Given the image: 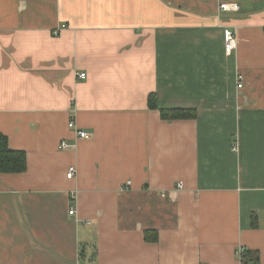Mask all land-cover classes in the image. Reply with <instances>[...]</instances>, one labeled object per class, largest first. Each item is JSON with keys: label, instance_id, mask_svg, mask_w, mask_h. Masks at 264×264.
Returning a JSON list of instances; mask_svg holds the SVG:
<instances>
[{"label": "crops", "instance_id": "1", "mask_svg": "<svg viewBox=\"0 0 264 264\" xmlns=\"http://www.w3.org/2000/svg\"><path fill=\"white\" fill-rule=\"evenodd\" d=\"M0 134V264H264V0H0Z\"/></svg>", "mask_w": 264, "mask_h": 264}, {"label": "trees", "instance_id": "2", "mask_svg": "<svg viewBox=\"0 0 264 264\" xmlns=\"http://www.w3.org/2000/svg\"><path fill=\"white\" fill-rule=\"evenodd\" d=\"M152 98L153 96L150 97V107L155 108L156 106ZM161 115L163 119L167 120L194 119L196 112L187 110H162ZM27 169L26 153L11 149L8 138L0 134V174H22ZM240 262L241 264H257L258 257L256 253H252L246 249L240 258Z\"/></svg>", "mask_w": 264, "mask_h": 264}, {"label": "built area", "instance_id": "3", "mask_svg": "<svg viewBox=\"0 0 264 264\" xmlns=\"http://www.w3.org/2000/svg\"><path fill=\"white\" fill-rule=\"evenodd\" d=\"M220 9L224 11H237L238 10V5H230V4H221ZM63 29L66 28V26L62 27ZM57 34V32L55 33ZM224 38H225V51L226 54H231L236 48H237V42L236 38L234 36V33L231 30H225L224 32ZM81 79H86V74L81 73L79 76ZM243 84L241 83L238 88L242 89ZM69 128L70 129H75V123L73 121H70L69 123ZM78 135L80 139H89L90 135L84 131H78ZM65 145V144H64ZM76 175V169L74 167H71L68 170L67 173V178L72 179ZM179 189L183 188L182 184L178 185ZM74 211L72 210L70 212V215H73ZM246 251L245 248H242V250L239 252L241 255Z\"/></svg>", "mask_w": 264, "mask_h": 264}, {"label": "bare ground", "instance_id": "4", "mask_svg": "<svg viewBox=\"0 0 264 264\" xmlns=\"http://www.w3.org/2000/svg\"><path fill=\"white\" fill-rule=\"evenodd\" d=\"M63 26H65V25H62V27H63ZM62 27H61L60 29H63ZM60 29H58L57 34L60 32ZM64 29H65V28H64Z\"/></svg>", "mask_w": 264, "mask_h": 264}]
</instances>
